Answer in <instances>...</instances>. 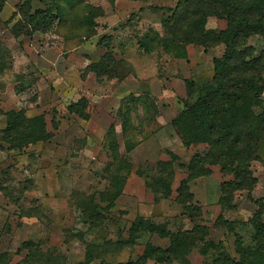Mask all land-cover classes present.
I'll use <instances>...</instances> for the list:
<instances>
[{"label": "rangeland", "instance_id": "obj_1", "mask_svg": "<svg viewBox=\"0 0 264 264\" xmlns=\"http://www.w3.org/2000/svg\"><path fill=\"white\" fill-rule=\"evenodd\" d=\"M24 1L7 0L0 13V131L7 111L23 110L27 117L43 115L51 139L13 150L0 135V264H213L212 245L238 260L236 236L244 247L254 245L249 221L256 201L264 200V143L250 164L257 179L250 196L243 192L232 210H224L221 183L232 176L215 165L210 175L189 182L193 198L187 211L177 201V189L191 158L209 148L184 147L171 126L211 81L213 59L222 56L224 45L205 50L184 44L182 58L170 27L178 0H57L60 20L50 30L15 39L11 28L21 20L18 7ZM30 8L43 5L31 0ZM225 27L224 20L207 18L206 30ZM245 47L257 57L263 38L250 36ZM107 61L118 64L117 77L87 69L107 72ZM81 99L88 103L86 120L68 110ZM123 102L126 129L118 117ZM168 161L171 171L163 165ZM159 178L171 181L168 199L162 198ZM115 186L123 187L120 197L113 204L101 201ZM219 216L232 229L216 225ZM152 227L191 234L193 245L174 256L144 259L147 246L170 245ZM196 227L204 243L192 233Z\"/></svg>", "mask_w": 264, "mask_h": 264}, {"label": "trees", "instance_id": "obj_2", "mask_svg": "<svg viewBox=\"0 0 264 264\" xmlns=\"http://www.w3.org/2000/svg\"><path fill=\"white\" fill-rule=\"evenodd\" d=\"M69 0H65L68 2ZM7 0H0V13ZM31 0L19 5L21 20L12 28L15 39L31 36L35 32L48 31L57 20H60L61 8L57 0L48 3L39 0L43 8L31 12ZM172 35L176 39V48L186 57L184 44H195L205 50L213 45L223 44L224 52L220 58L213 59V77L203 85L199 97L193 104H185L184 108L171 120V126L184 147L206 144L209 148L204 156L195 154L187 167L188 175L181 180L177 189V201L184 210H191L192 194L188 191L191 180L212 173L211 166L218 165L223 174L231 175L232 180L221 183L219 204L224 210L234 208L233 201L241 197L243 192L250 193L257 184V179L250 170V164L259 159L260 143H264V0H178L172 10ZM213 16L226 22L225 29L215 32L205 29L207 18ZM1 23V19H0ZM166 24V22H165ZM168 25V24H166ZM184 29V35L180 32ZM259 35L263 38V49L254 57L250 47H245L250 36ZM141 48L149 52V44L143 43ZM117 63L107 61L103 66L107 72L97 71L92 65L87 69L97 75L117 77ZM102 68V67H101ZM100 68V70H101ZM101 72V73H100ZM191 84V90L194 89ZM122 103L118 117L126 129L128 122ZM88 103L81 99L69 106L71 114L80 119H88L86 113ZM126 106V105H125ZM256 109L260 111H256ZM6 126L0 131L1 139L13 150H21L29 145L45 143L51 139L47 131L43 115L27 117L23 110H10L5 114ZM53 123V128L56 129ZM110 148L117 155V144L114 140L113 127L108 131ZM131 147H126L129 151ZM162 164V163H161ZM171 171V162L163 163ZM129 170L130 166L128 165ZM171 181L157 179V185L163 187L164 199L171 195ZM122 186H115L111 192L102 193L103 202L113 204L122 193ZM257 210L250 219L253 228L254 245L244 247L239 236L235 239V250L239 259H233L222 248L212 245L215 250L213 264H264V200L256 201ZM92 206V205H91ZM91 211L96 209L90 207ZM87 210L85 215L92 224L94 214ZM216 225L232 229V222L219 216ZM131 228H138L132 225ZM151 232H158L169 238L170 245L166 250L147 246L143 253L144 259H154L165 255H176L186 245H193L191 234H169L152 227ZM192 233L199 234L197 241L204 243L201 230L196 227ZM204 253V252H202ZM206 253V252H205ZM90 258L86 257V262ZM125 264H137L127 262Z\"/></svg>", "mask_w": 264, "mask_h": 264}]
</instances>
